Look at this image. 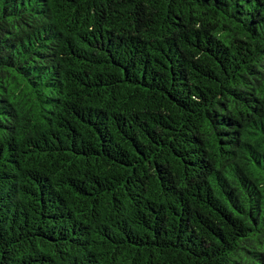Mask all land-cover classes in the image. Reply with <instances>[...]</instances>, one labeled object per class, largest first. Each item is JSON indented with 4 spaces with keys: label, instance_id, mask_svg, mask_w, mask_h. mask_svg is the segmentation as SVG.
<instances>
[{
    "label": "trees",
    "instance_id": "obj_1",
    "mask_svg": "<svg viewBox=\"0 0 264 264\" xmlns=\"http://www.w3.org/2000/svg\"><path fill=\"white\" fill-rule=\"evenodd\" d=\"M0 264H264V0H0Z\"/></svg>",
    "mask_w": 264,
    "mask_h": 264
}]
</instances>
